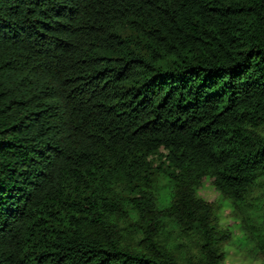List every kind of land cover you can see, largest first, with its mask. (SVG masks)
Masks as SVG:
<instances>
[{
  "label": "trees",
  "instance_id": "1",
  "mask_svg": "<svg viewBox=\"0 0 264 264\" xmlns=\"http://www.w3.org/2000/svg\"><path fill=\"white\" fill-rule=\"evenodd\" d=\"M204 179L264 258V0H0V264H222Z\"/></svg>",
  "mask_w": 264,
  "mask_h": 264
},
{
  "label": "rangeland",
  "instance_id": "2",
  "mask_svg": "<svg viewBox=\"0 0 264 264\" xmlns=\"http://www.w3.org/2000/svg\"><path fill=\"white\" fill-rule=\"evenodd\" d=\"M160 187L165 191L167 182L160 180ZM198 195L208 202L222 203L223 207L218 213V225L221 230L229 231L232 240L224 247L226 256L222 264H264V258L256 253L252 244L246 240L245 232L242 230L241 215L235 211L234 207L221 200L219 193L214 188L212 181L204 179ZM184 247L180 250L191 254L198 253V247L195 240L187 239L183 241ZM183 246V245H182Z\"/></svg>",
  "mask_w": 264,
  "mask_h": 264
}]
</instances>
